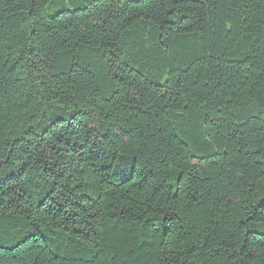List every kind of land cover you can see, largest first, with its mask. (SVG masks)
Here are the masks:
<instances>
[{
  "label": "trees",
  "instance_id": "1",
  "mask_svg": "<svg viewBox=\"0 0 264 264\" xmlns=\"http://www.w3.org/2000/svg\"><path fill=\"white\" fill-rule=\"evenodd\" d=\"M0 0V264H264V0Z\"/></svg>",
  "mask_w": 264,
  "mask_h": 264
},
{
  "label": "rangeland",
  "instance_id": "2",
  "mask_svg": "<svg viewBox=\"0 0 264 264\" xmlns=\"http://www.w3.org/2000/svg\"><path fill=\"white\" fill-rule=\"evenodd\" d=\"M86 2H87V0H83V1H81L80 4H79V6H80V7H84V6H86V4H87Z\"/></svg>",
  "mask_w": 264,
  "mask_h": 264
}]
</instances>
